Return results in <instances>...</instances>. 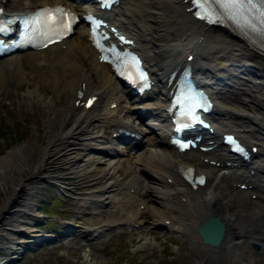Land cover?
<instances>
[{
	"label": "bare ground",
	"instance_id": "bare-ground-1",
	"mask_svg": "<svg viewBox=\"0 0 264 264\" xmlns=\"http://www.w3.org/2000/svg\"><path fill=\"white\" fill-rule=\"evenodd\" d=\"M59 3L78 13L87 6L80 0H0V7L26 14ZM189 6L187 0H120L115 8L120 13L112 24L135 39L158 83L192 55L198 77L217 91L219 104L210 115L217 119V131L234 132L246 145L257 146L254 159L242 164L226 152L217 135L198 145L212 141V150L177 152L167 143L162 90L155 88L136 102L101 60L88 32L81 33L78 43L66 39L45 50L11 54L0 59V81L7 70L21 71L24 58L30 60L35 73L29 83L34 88L27 95L42 107L46 129L41 139L0 158V242L18 237V246L37 245V234L30 233L37 230L33 225L39 219L33 212L40 188L34 184L74 180L65 188L78 191L70 205L92 207L81 216L79 225L86 231L127 230L150 217L157 226L177 227L196 252L194 264H212V259L222 261L219 264H264V53L229 29L195 20ZM239 63L248 72L256 71L255 82L251 74L233 69ZM91 97L96 100L88 107ZM175 98L171 95L169 100ZM185 105L176 109L186 114L202 109ZM145 114L150 116L144 119ZM155 115L163 121L158 134L147 126ZM121 128L139 135L126 138L136 152L133 147L121 151L125 144L112 146L111 138ZM190 166L206 175L203 187L194 189L181 178ZM211 216L219 217L226 228L218 248L203 245L197 234L198 226ZM253 242L262 252L251 249ZM14 252L20 253L19 247ZM8 260L10 264L16 257Z\"/></svg>",
	"mask_w": 264,
	"mask_h": 264
},
{
	"label": "rangeland",
	"instance_id": "rangeland-1",
	"mask_svg": "<svg viewBox=\"0 0 264 264\" xmlns=\"http://www.w3.org/2000/svg\"><path fill=\"white\" fill-rule=\"evenodd\" d=\"M115 18H118L116 14ZM86 32L83 25L79 26L76 33L69 38V42L82 41L81 33ZM27 53L30 52L19 54ZM22 65L21 71L7 70L3 73V81H0V158L16 147H21L37 138L41 139L45 134L43 109L35 105L27 95L34 88L29 82L35 73V68L28 58L22 60ZM20 77H24L21 82H19ZM250 78L255 82L254 76ZM126 118L133 120L134 117L126 116ZM105 135L110 136L109 133ZM112 146L118 147L119 145L116 141H112ZM73 181L53 182L56 185L44 181L34 184L40 188V196L39 205L32 212L39 217L38 230L43 229V231L37 230L30 233L42 236L50 232L48 230L44 232L46 229L53 231L59 229L55 233L57 238L53 241H43L40 245H30L28 242L29 245L24 246H18L15 243L18 237H14L13 241L2 240L0 242V262L2 264H7L11 257L12 259L16 257V260L10 264L195 263L196 252L187 239L175 230L177 227L166 223H160L162 226H157L156 221L150 217L140 224L137 223L138 225H132L127 230L101 229L95 232L92 228L86 231L80 227L79 224L83 221L81 216L85 212H91L92 207L70 205L78 191L71 193L65 188ZM85 218L93 219L92 216ZM101 218L105 219L104 216ZM61 225L67 226L62 228ZM252 244L250 247L254 252H262L261 248L256 250ZM17 247L20 253L14 252L17 251ZM5 252L7 254L2 255ZM221 262L218 259H212V264Z\"/></svg>",
	"mask_w": 264,
	"mask_h": 264
},
{
	"label": "snow or ice",
	"instance_id": "snow-or-ice-1",
	"mask_svg": "<svg viewBox=\"0 0 264 264\" xmlns=\"http://www.w3.org/2000/svg\"><path fill=\"white\" fill-rule=\"evenodd\" d=\"M193 2L200 9L196 11L198 17L213 19L217 17V6L223 9L228 15H230L237 22H243L247 26L264 32V0H193ZM3 12V9H0ZM55 12L63 13L64 9L60 8L53 10L51 8L40 9L34 14V19L39 22V18L48 14L52 19L61 25L65 22L64 16H61L58 20L54 15ZM67 26H71V20H67ZM7 26L0 25V31H6ZM58 35V33H57ZM91 103V101H89ZM182 146H186L184 141H178Z\"/></svg>",
	"mask_w": 264,
	"mask_h": 264
},
{
	"label": "water",
	"instance_id": "water-1",
	"mask_svg": "<svg viewBox=\"0 0 264 264\" xmlns=\"http://www.w3.org/2000/svg\"><path fill=\"white\" fill-rule=\"evenodd\" d=\"M225 224L217 216H211L202 222L198 228L197 233L204 245L211 247H219L225 237ZM256 249H260L259 244L254 243Z\"/></svg>",
	"mask_w": 264,
	"mask_h": 264
}]
</instances>
